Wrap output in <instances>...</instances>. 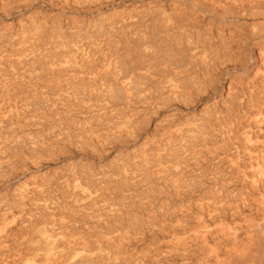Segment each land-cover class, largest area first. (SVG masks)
<instances>
[{"label": "bare ground", "instance_id": "1", "mask_svg": "<svg viewBox=\"0 0 264 264\" xmlns=\"http://www.w3.org/2000/svg\"><path fill=\"white\" fill-rule=\"evenodd\" d=\"M20 117L35 145L46 137L119 142L114 148L142 140L148 152L160 147L151 137L190 120L186 144L177 142L183 152L196 143L205 150L158 149L151 160L144 148L135 158L155 167L135 170L137 180L116 192L126 188L125 196L93 205L97 228L67 234L61 218L56 231L30 239L5 232L0 264H264V0H0V139ZM15 136L0 141L29 140ZM91 190L77 194L84 200ZM12 210L6 219L29 218Z\"/></svg>", "mask_w": 264, "mask_h": 264}, {"label": "rangeland", "instance_id": "2", "mask_svg": "<svg viewBox=\"0 0 264 264\" xmlns=\"http://www.w3.org/2000/svg\"><path fill=\"white\" fill-rule=\"evenodd\" d=\"M25 88L26 89H28L29 87L28 86H25ZM19 93V90H15L14 91V93H12L13 95V97H12V101H14L15 102V100H17V97H18V94ZM18 94V95H17ZM17 96V97H16ZM16 98V99H15ZM14 99V100H13ZM21 118V121L23 120V122H24V120H25V118L23 117H20ZM27 120V121H26ZM25 120V122L23 123V122H19L18 124H19V126H21L22 127V129H21V127H19L18 129H15L16 130V132L15 131H13L12 133L11 132H8L9 130H11L10 128L11 127H8V128H5V129H7V130H5L4 132H7V134H4V135H6V137H2L1 136V139L0 140H3V138H5L4 139V141H6L7 139V141H9V139L10 138H12V137H14L15 135V138L17 139L18 137V140L19 139H22L23 140V142L24 141H26V140H28V141H26V142H24V144H21V143H19V144H12V145H7V146H5L4 147V141H0L1 142V144H0V148H1V150H4L3 151V153L2 152H0V168H2L3 166H4V168H2L1 170H0V228L1 229H3V231H0V235H2V234H4L5 232H7V233H9V236L12 238L13 237V239H16V238H23V237H25V238H32L33 237V235H37V236H39V235H41V232H43L44 230L45 231H47V232H53V230H55L56 231V229H55V227H56V225L55 224H53V223H55L58 219V221H60L61 220V218H62V220L64 221H62L61 220V228L62 229H64V231L65 232H68L67 234H69V232L70 231H72L70 234H73V233H75V232H80V230H82L84 227H91L90 225H92V227L94 226V227H98L99 225L98 224H96L95 223V221H96V214H97V212H96V208L94 209V206H97V207H101V205H103V204H105L104 203V200H105V202H106V200H108V202L109 201H111L112 200V198H115L116 196H122V194L125 196V194H128V192L125 190L126 188H128L135 180H137L136 179V177H137V174L140 172V173H142V172H148L149 170H153V168L155 167H153V168H149V169H147V167L144 165L143 167H141L142 165H143V163H140V159L142 158L140 155L141 154H139L138 155V153L141 151H143L142 152V154H144V152H145V149L147 148V146H145V145H141V144H143L142 143V140H137V141H135V142H132V143H130L129 145H127V146H120V147H118V148H114L115 147V144L117 145L119 142H117V141H113V142H109V140H104V142H103V140H89V139H83V140H78L77 142L75 141V140H70V139H59V141H57L56 139H54V138H49V137H46V139L44 138H42V140H40L38 143H39V145L38 144H36L37 146H38V149H36L37 147H36V145L35 144H33L32 143V138H34L33 136H36L35 135V131H33V126L31 125V123H30V121H29V119L27 118ZM190 122H192V121H190V120H188V122L186 121L185 123L187 124V123H190ZM185 123H183L184 124V126H185V128H186V124ZM22 124H25L24 126H22ZM191 124V123H190ZM189 124V125H190ZM29 125V126H28ZM188 125V126H189ZM187 126V127H188ZM191 126H193V127H191ZM191 126H189V128L191 127V129L192 128H194V125L193 124H191ZM180 127H182V128H179L176 132H174L172 135H170L169 137H165V136H168V134L166 135L165 134V136L164 135H158L159 137H157V136H154V137H151L152 139H149V141H150V144H153L155 147H159V145H160V147L157 149L160 153L159 154H161V153H163V155H165L166 153L167 154H169L170 155V152L171 153H173V154H171V155H175L176 153H178V150H179V153L181 154V153H183V154H181V155H188L189 153H191V152H193V151H195V150H205V147H202L203 145H198L199 143H196L195 144V146L193 145V146H191L192 148H189L186 152H183L182 151V147H181V143L182 144H186V140L184 139L186 136L188 137V135L190 136V134H191V132H190V134L189 133H184L185 131L186 132H188L186 129H189V128H184L183 127V125H181ZM185 129V131H183ZM18 130V131H17ZM20 130V131H19ZM27 131V132H26ZM32 131V132H31ZM21 132V133H20ZM18 133H20V135H17ZM23 133V134H22ZM26 135H25V134ZM180 133V134H179ZM8 134H11L10 136L8 135ZM29 134V135H28ZM32 134H33V136H32ZM177 134V135H176ZM181 134H186V136H180ZM3 135V136H4ZM8 136V137H7ZM26 138H25V137ZM173 136H178L177 138L176 137H173ZM179 136H180V138H179ZM192 136H194V134L192 135ZM189 137V141H190V143H189V141L187 142L188 144H190V145H192L193 143H191V139H192V141L193 142H195V140H196V138L195 137ZM165 137V138H164ZM181 137H183V139L181 138ZM49 138V139H48ZM159 138V139H158ZM162 138H164V140L162 139ZM166 138H172V143H171V140L169 139H166ZM179 138V139H178ZM156 139V140H155ZM175 139V140H174ZM182 139V140H181ZM195 139V140H194ZM198 139V138H197ZM21 140V141H22ZM86 140V141H85ZM153 140V141H152ZM157 140H159V141H157ZM178 140H180V141H182V142H177ZM199 140V139H198ZM197 140V141H198ZM6 141V142H7ZM20 141V140H19ZM31 141V142H30ZM61 141V142H60ZM73 141V142H72ZM112 141V140H111ZM148 141V142H149ZM157 141V143H152V142H156ZM163 142V144H162V142ZM174 141V142H173ZM184 141H185V143H184ZM30 144H29V143ZM48 142V143H47ZM56 142V143H55ZM79 142V143H78ZM99 142V143H98ZM105 142H106V144H105ZM108 142V143H107ZM114 142H115V144H114ZM168 142V143H167ZM175 142H177V143H179L178 145H180V146H177L176 147V144L175 145H171V144H174ZM28 145H26V144ZM54 145H53V144ZM58 143V144H57ZM65 145H64V144ZM69 143V144H68ZM77 143V144H76ZM166 143V144H165ZM171 143V144H170ZM52 144V145H51ZM59 144H62V145H59ZM66 144H68L67 146H66ZM80 144V145H79ZM83 144V145H82ZM90 144H91V146H90ZM93 144V145H92ZM95 144V145H94ZM110 144V145H109ZM170 146H168V145ZM17 145V146H16ZM20 147H19V146ZM25 145V146H24ZM40 145L42 146V147H40ZM71 145V146H70ZM76 145V146H75ZM89 145V146H88ZM100 145V146H99ZM142 147H141V146ZM163 145H166V148L163 146ZM196 145H197V147H196ZM27 146V147H26ZM30 146H32V147H30ZM46 146V147H45ZM59 146V148H57ZM66 146V147H65ZM83 146V147H82ZM87 146V147H86ZM95 146H97V147H95ZM110 146V147H109ZM165 148L164 150H163V147ZM189 146V145H188ZM7 147V148H6ZM10 147H11V149H10ZM16 149H15V148ZM26 147V148H25ZM40 147V148H39ZM69 147V148H68ZM90 147H91V149H90ZM95 147V148H94ZM113 147V148H112ZM123 147V148H122ZM139 147H141V148H143V150L141 149V148H139ZM174 149V150H172V148ZM4 148V149H3ZM18 148H21V149H18ZM29 148H30V150H29ZM47 148V149H46ZM54 148V149H53ZM85 148V149H84ZM98 148V149H97ZM133 148H135V149H133ZM140 150H139V149ZM145 148V149H144ZM161 148H162V150H161ZM167 148H170V149H168V151H167ZM194 148H196V149H194ZM202 148V149H201ZM9 149H10V151H9ZM23 149H24V151H23ZM27 149V150H26ZM45 149V150H44ZM53 149V150H52ZM59 149H61V150H59ZM65 149H67L66 151H64ZM90 149V150H89ZM128 151H127V150ZM181 149V150H180ZM191 149V151H189ZM0 150V151H1ZM13 150H16V151H14L13 152ZM20 150V151H19ZM56 150V151H55ZM63 150V151H62ZM80 150H82V151H80ZM86 150V151H85ZM130 150V151H129ZM157 150H154L153 152L152 151H150V152H148L149 150H147L146 149V154L144 155V156H147V157H151V160H155V159H152V158H154V157H158L157 155H158V151ZM25 151H27V154H26V152ZM105 151V152H104ZM107 151V152H106ZM132 151V152H131ZM134 151V152H133ZM137 151V152H136ZM157 151V152H156ZM176 151V152H175ZM182 151V152H181ZM7 152L9 153V154H7ZM11 152V153H10ZM23 152H25V153H23ZM35 153L36 152V154L34 155L33 153ZM83 152H84V154H83ZM91 152V153H90ZM94 152V157H92V153ZM99 152V153H98ZM125 152H126V154H125ZM165 152V153H164ZM175 152V153H174ZM13 153V154H12ZM88 153V154H87ZM98 153V157H97V155L96 154ZM103 155H102V154ZM105 153V154H104ZM116 154V156L115 155H113V154ZM135 153H137V154H135ZM185 153V154H184ZM31 154V155H30ZM60 154V155H59ZM91 154V155H90ZM101 154V155H100ZM119 154V155H118ZM121 154V155H120ZM125 154V155H124ZM136 156H135V155ZM153 154V155H152ZM2 155V156H1ZM88 155V156H87ZM124 155V156H123ZM131 157H130V156ZM137 155H138V157H141V158H135V157H137ZM170 155V156H171ZM181 155H179V156H181ZM79 156V157H78ZM115 156V157H114ZM121 156H123V158L121 157ZM127 156V157H126ZM143 156V155H142ZM143 156V157H144ZM2 157H4V158H6L5 160L2 158ZM117 157V158H116ZM135 158V159H133V158ZM1 158H2V160H1ZM10 158H11V160H10ZM17 158V159H16ZM121 158V159H120ZM35 159V160H34ZM95 159V160H94ZM118 159H120V160H118ZM9 160V161H8ZM34 160V161H33ZM125 160V161H124ZM131 160V161H130ZM65 161V162H64ZM67 161V162H66ZM76 161V162H75ZM137 161V162H136ZM19 162V163H18ZM28 162V163H27ZM40 162H42V163H40ZM83 162V163H82ZM136 162V163H135ZM153 162V161H152ZM111 163V164H110ZM121 163H123L124 165H122ZM3 164V165H2ZM12 164V165H11ZM61 164V165H60ZM64 164V165H63ZM84 164H86V165H84ZM102 164H103V166H102ZM116 164V165H115ZM121 166H120V165ZM127 164V165H126ZM131 164V165H130ZM138 165L139 167H135L134 166V170H133V165ZM130 165V166H129ZM66 166H69L68 168L66 167ZM81 166H83L82 168H81ZM106 166V167H105ZM110 166V167H109ZM121 167V172H120V174H119V171H120V167ZM12 167V168H11ZM65 167H66V169H65ZM74 167V168H73ZM123 167V168H122ZM129 167V168H128ZM130 167H132L131 169H130ZM146 167V169H143L142 171H140V169L139 168H145ZM72 168H73V170H72ZM91 168V169H90ZM105 168V169H104ZM126 168V169H125ZM136 168V169H135ZM11 169V170H10ZM69 169V170H68ZM84 169V170H83ZM91 171H90V170ZM108 169V170H107ZM116 169V170H115ZM118 169V170H117ZM129 169V170H128ZM137 169H139V171L137 170ZM81 170V171H80ZM86 170V171H85ZM124 170V171H123ZM126 170V171H125ZM135 170H137V172L135 171ZM148 170V171H147ZM68 171H69V173H68ZM74 171V172H73ZM78 171H80V172H78ZM84 171H85V173H84ZM130 171V172H129ZM1 172H3V173H1ZM4 172H5V174H4ZM46 172V173H45ZM98 172V173H97ZM107 172H108V174H107ZM125 172V173H124ZM128 172V173H127ZM136 172V173H135ZM11 175H10V174ZM19 175H18V174ZM74 175H73V174ZM89 173V174H88ZM114 173V174H113ZM127 173V174H126ZM133 173H135V174H133ZM41 174V175H40ZM43 174V175H42ZM88 176H87V175ZM93 175L92 177H90L91 175ZM102 174V175H101ZM104 174H106V175H104ZM116 174H118V175H116ZM2 175H3V177H2ZM13 175V176H12ZM71 175V176H70ZM84 175V176H83ZM123 175V176H122ZM133 175V176H132ZM136 175V176H135ZM34 176V177H33ZM63 176V177H62ZM76 176H78V177H76ZM82 176V177H81ZM99 177V178H96V177ZM106 176H108L107 178H106ZM134 176H135V178H134ZM12 177H14V178H12ZM28 177V178H27ZM33 177V178H32ZM62 177V178H61ZM66 177V178H65ZM73 177V178H72ZM85 177V178H84ZM111 179H110V178ZM134 178L133 180H132V178ZM4 178V179H3ZM26 178V179H25ZM71 178V179H70ZM76 178V179H75ZM94 178L97 180L96 182H95V180H94ZM106 178V179H105ZM122 178V179H121ZM138 178V177H137ZM37 179V180H36ZM76 180V181H78L79 182V184H78V182L76 183H74V185L76 184L79 188H74L73 186V182H74V180ZM88 179H89V181H88ZM101 179V180H100ZM105 179V180H104ZM117 179H119V180H117ZM124 179V180H123ZM128 179V180H127ZM71 180H73L72 182H71ZM91 180V181H90ZM117 182H116V181ZM130 180H132V182L130 181ZM33 181V182H32ZM41 182V185H40V182ZM56 181V182H55ZM64 181V182H63ZM92 181H94V182H92ZM111 181H113V182H111ZM125 181H128L129 183H131L130 185L128 184V182H125ZM6 182H7V184H6ZM36 182H39V183H36ZM46 184H45V183ZM49 182V183H48ZM84 182V183H83ZM101 182V184H99ZM111 182V183H110ZM125 182V183H124ZM23 183H25V184H23ZM27 183V184H26ZM33 183V184H32ZM67 183V184H66ZM82 183V184H81ZM108 183V184H107ZM117 183V184H116ZM123 183V184H122ZM128 185H127V184ZM5 184V185H4ZM21 184V185H20ZM97 184V185H96ZM99 184V185H98ZM106 184V185H105ZM113 184V185H112ZM114 184H116V185H114ZM18 185V186H17ZM29 185V186H28ZM35 185V186H34ZM38 185V186H37ZM73 185V186H72ZM80 185H81V187H80ZM90 185V186H89ZM103 185V186H102ZM124 185H126V186H124ZM32 186V187H31ZM37 186V187H36ZM40 186V187H39ZM83 186V187H82ZM87 187V188H85V187ZM95 186V187H94ZM101 186V187H100ZM111 186V187H110ZM122 186V187H121ZM15 187V188H14ZM18 189H17V188ZM20 187H22V188H20ZM26 187V188H25ZM47 187V188H46ZM54 187V188H53ZM59 187H61V188H59ZM68 187V188H67ZM97 188V189H94V188ZM99 187V188H98ZM106 187V188H105ZM108 187V188H107ZM115 187V188H114ZM119 187V188H118ZM123 187H126V188H124V192L123 191H119V193H118V195H117V193L116 192H118V190L120 189V188H122L123 189ZM20 188V189H19ZM40 188V189H39ZM81 188H83V189H85V190H91V189H93V190H91V191H89L90 193L92 192L93 194H91V198H89V196H88V198H86V197H83L84 198V200L82 199V198H80L79 197V195L77 194L78 193V191L81 189ZM104 188V189H103ZM110 188L112 189V191H110ZM118 188V189H117ZM16 190V191H14V190ZM48 189V190H47ZM79 189V190H78ZM100 191H99V190ZM117 189V190H116ZM29 190H33V193H34V191H37V192H35V194H33V195H30V196H25L23 199H19L20 198V194L22 193V194H24L25 192L27 193V191H29ZM51 190V191H50ZM56 190V191H55ZM77 190V191H76ZM98 192V193H96V191ZM103 190H105V192H103ZM110 193H108L107 191ZM121 190V189H120ZM22 191V192H21ZM58 191V192H57ZM94 191V192H93ZM114 191H115V193H114ZM126 191V192H125ZM15 192V193H14ZM21 192V193H20ZM67 192V193H66ZM74 192V193H73ZM121 192V193H120ZM19 193V194H18ZM52 193V194H51ZM56 193V194H55ZM62 193H63V195H62ZM105 193V194H104ZM37 194H38V196H37ZM99 196H98V195ZM115 194V195H114ZM14 195L16 196V197H14ZM18 195H19V197H18ZM46 195V196H45ZM35 196H37V197H35ZM41 198H40V197ZM62 198H61V197ZM94 196H98V200H100L101 199V197L104 199H101L100 201H101V203L102 204H100L99 202H97L98 200L97 199H94ZM113 196V197H112ZM18 197V198H17ZM30 197V198H29ZM33 197H35L34 199H33V202H30L29 204H28V202L26 203V205H24V204H21L23 201H28V199H32ZM54 197V198H53ZM68 197H70V198H68ZM72 197L73 198H75V199H73L72 200ZM93 197V198H92ZM105 197V198H104ZM12 198H14V200L12 199ZM17 200H16V199ZM45 198V199H44ZM100 198V199H99ZM2 199V200H1ZM12 199V200H11ZM35 199H37V200H35ZM51 199V200H50ZM92 199H93V201H92ZM110 199V200H109ZM39 200V201H38ZM49 201V202H47V201ZM54 200V201H53ZM57 200V201H56ZM60 200V201H59ZM62 200V201H61ZM81 200H83V202L81 201ZM96 200V201H95ZM3 203H2V202ZM13 201V202H12ZM20 201V202H19ZM22 201V202H21ZM41 201V202H40ZM46 201V202H45ZM64 201V202H63ZM89 201V202H88ZM45 202V203H44ZM75 202H77V203H75ZM81 202L83 203V206H82V204H81ZM94 203V204H91V203ZM96 202L98 203V205H96ZM12 203V204H11ZM34 203V204H33ZM47 203V204H46ZM75 203V204H74ZM86 203H87V205H86ZM7 204V205H6ZM18 204V205H17ZM31 204V205H30ZM33 204V205H32ZM35 204H36V206H35ZM40 204V205H39ZM45 204V205H44ZM91 204V205H90ZM12 207H11V206ZM23 205H24V207H23ZM51 208H49V210H48V206ZM84 205H86V206H84ZM92 206V208H89V206ZM94 205V206H93ZM26 206V207H25ZM57 206H59L58 208H57ZM78 206V207H77ZM7 207H11V209H8ZM36 207H38V208H36ZM46 207V208H45ZM53 207V208H52ZM84 207L85 208H87L86 210H84ZM6 208V209H5ZM35 208V209H34ZM42 208H44V209H42ZM56 208V209H55ZM67 208V209H66ZM80 208V209H79ZM3 209H5V210H3ZM21 210V212H19L20 214H18V216L20 215H22V214H24L25 215V212H26V214L27 213H29L28 215H29V218H27L25 221H21V220H18V218L16 219V220H12V221H10V219H6V214H4L5 213V211H7V210H9V211H7L6 213H10V210ZM23 209V210H22ZM46 209V210H45ZM52 209H53V211H52ZM59 211H58V210ZM83 209V210H82ZM88 209H94V210H92V212H90V210H88ZM2 210H3V212H2ZM12 210V211H13ZM27 210H28V212H27ZM32 210V211H31ZM35 210H37V211H35ZM65 210V211H64ZM69 210V211H68ZM81 210V211H80ZM40 211V212H39ZM42 211V212H41ZM57 211V212H56ZM62 211H63V213H62ZM87 211V212H86ZM55 212V213H54ZM68 212V213H67ZM94 212H96V213H94ZM40 213V214H39ZM53 213V214H52ZM65 213V214H64ZM88 213V214H87ZM93 213V214H92ZM3 214V215H2ZM39 214V215H38ZM43 214V215H42ZM61 214V215H60ZM3 217H2V216ZM68 215V216H67ZM71 215V216H70ZM93 215H95V216H93ZM4 216H5V218H4ZM45 216V217H44ZM70 216V217H69ZM31 217V218H30ZM43 217V218H42ZM51 217H52V220H50L51 219ZM3 218V219H2ZM64 218V219H63ZM66 218V219H65ZM77 218V219H76ZM94 218H95V221H94ZM30 219V220H29ZM37 219H39L38 221H37ZM42 219V220H41ZM53 219H55L54 221H53ZM34 220V221H33ZM43 220H45V221H43ZM68 220H70V221H68ZM74 220V221H73ZM78 220V221H77ZM80 220V221H79ZM88 220H91V222L90 221H88ZM93 220V221H92ZM6 221V222H5ZM21 221V222H20ZM37 221V222H36ZM48 221L50 222V224L48 223ZM66 221H68V222H66ZM84 221H88L89 223H87V226H84L83 224H86ZM43 222V223H42ZM63 222V223H62ZM93 222H94V224H93ZM30 223V224H29ZM65 223V224H64ZM80 223H81V225H80ZM8 224V225H7ZM18 224V225H17ZM24 224V225H23ZM53 224V225H52ZM73 224V225H72ZM2 225H4L5 227L4 228H2ZM35 225V226H34ZM41 225V226H40ZM71 225V226H70ZM89 225V226H88ZM10 226V227H9ZM22 226V227H21ZM26 226V227H25ZM39 226V227H38ZM43 226V227H42ZM82 226V227H81ZM21 227V228H20ZM32 227H37V228H32ZM81 227V228H80ZM12 228H13V231H11L12 230ZM15 228V229H14ZM29 228H31V230L29 229ZM49 228H51V229H49ZM68 230H67V229ZM0 229V230H1ZM26 229V230H25ZM34 229V230H33ZM42 229V230H41ZM50 231H49V230ZM53 229V230H52ZM7 230V231H6ZM9 230V231H8ZM40 230H41V232H40ZM73 230H74V232H73ZM77 230V231H76ZM11 231V232H10ZM37 231V232H36ZM13 232V233H12ZM50 232V233H51ZM10 233H12V234H10ZM40 233V234H39ZM23 235V236H22ZM16 236V237H15ZM22 236V237H21ZM27 236V237H26ZM19 240V239H18ZM19 243V242H18ZM18 243H15L14 245H13V248L11 247L10 249H9V251H11V252H13V251H16L17 250V247L19 248L20 246L19 245H17ZM8 245H10V242L8 243ZM14 247H16V248H14ZM16 249V250H15Z\"/></svg>", "mask_w": 264, "mask_h": 264}]
</instances>
